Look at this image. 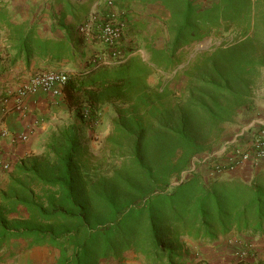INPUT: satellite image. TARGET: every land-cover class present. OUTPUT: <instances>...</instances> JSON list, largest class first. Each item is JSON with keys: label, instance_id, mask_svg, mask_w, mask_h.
Wrapping results in <instances>:
<instances>
[{"label": "trees", "instance_id": "1", "mask_svg": "<svg viewBox=\"0 0 264 264\" xmlns=\"http://www.w3.org/2000/svg\"><path fill=\"white\" fill-rule=\"evenodd\" d=\"M8 1L0 0V23L12 32L14 62L24 59L29 65L35 55L55 61L75 58L85 38L78 26L85 20L73 30L64 15L53 17L52 28L64 30V38H41L35 24L10 20ZM112 1L126 21L121 47L146 28L130 15L131 2L158 3L165 11L168 37L160 46L149 38L146 59L126 46L122 58L112 63L92 65L88 59L96 55L91 53L81 70L66 72L64 101L76 110L68 121L42 132L40 154L17 160L9 170L8 182L0 189V251L17 239L26 241L28 248H56L52 264H101L121 260L128 251L147 264H185L188 240L212 247L231 234L261 236L264 172L249 180H206L196 164L191 169L202 154L206 159L201 162L208 165L220 158L207 154L210 140L235 122L239 109L250 105L264 68L261 0ZM231 29L242 36L187 61L179 90L162 76L156 85L150 84L149 77L158 69L171 71L185 61L184 46L213 30ZM102 44L105 52L115 46ZM81 93L86 98L78 101ZM104 105L114 113L105 137L112 160L106 172L99 163H90L88 143L82 138L95 129ZM248 256L256 254L249 251ZM235 264L263 261L242 258Z\"/></svg>", "mask_w": 264, "mask_h": 264}, {"label": "crops", "instance_id": "2", "mask_svg": "<svg viewBox=\"0 0 264 264\" xmlns=\"http://www.w3.org/2000/svg\"><path fill=\"white\" fill-rule=\"evenodd\" d=\"M105 1L9 0L6 7L12 22L26 26L35 24L41 38L60 41L65 34L64 30L59 27L52 28V25L56 23V19L64 15V23L74 30L79 23L87 19L86 17L91 11L96 10L102 13L105 10ZM116 7L121 10L120 7ZM158 8L154 3L131 2L128 10L131 11L130 15L133 18L141 21L142 17L147 14L148 9L153 10L152 13L149 12L153 15ZM11 33V30L6 25L0 23V189L6 186L8 172L13 164L17 160L29 157L37 152L41 134L49 127L48 119L56 116V111H58L60 106L66 107L65 103L59 104L60 102L55 100L50 93L42 90L20 96L18 94L19 87L26 83L33 73L39 71L57 70L66 72L65 70H71V73H77L82 69L83 60L88 57L90 52L101 51L104 48V45L98 40L83 38L78 46L77 55L73 59L67 57L61 61H55L50 57L35 55L29 65H27L24 59L13 61L15 44ZM74 35L76 36V33ZM63 64L64 66L62 67L61 65ZM66 65L70 67L67 68ZM258 125L249 127L245 130V134H241V136L247 137L249 132H252ZM20 134L25 135L26 138H19L18 135ZM3 162H8L9 167L4 168ZM239 165L250 166V163L244 161ZM252 176L253 173L247 180ZM235 178L245 179L242 176ZM229 236L236 238L233 234ZM247 238L259 240L257 238L260 237L249 236ZM260 239L264 240V234L261 235ZM187 242L193 243L190 240ZM35 247L28 248V243L24 240H11L0 251V264H23L25 259H28L35 251ZM261 247L257 248L258 251L263 252L262 255L260 253L257 255L259 258L264 257V249ZM132 254V251H128L121 260L111 258L107 259L105 264H136V261L132 259ZM16 257L17 260L15 259ZM186 257L187 262L185 264H192L191 253ZM138 263L140 264V261Z\"/></svg>", "mask_w": 264, "mask_h": 264}, {"label": "rangeland", "instance_id": "3", "mask_svg": "<svg viewBox=\"0 0 264 264\" xmlns=\"http://www.w3.org/2000/svg\"><path fill=\"white\" fill-rule=\"evenodd\" d=\"M262 5L264 6V0H261ZM158 10H156L155 14L151 15L153 10L148 9L145 17H142L141 24H146V28L144 32L137 35L132 36V44L131 46L124 42L125 47H121L122 52L128 47H134L135 52L141 54V56L146 59L147 53L144 49L145 43L149 40V38L153 39L155 44L163 45L165 40L168 37L167 30L163 24V19L165 16V11L158 4ZM153 9V8H152ZM145 12V10H143ZM151 12V13H149ZM152 16V17H151ZM242 35L238 29H231L230 31L220 33L216 30H213L210 34L205 36L202 40L194 41L191 44L184 46L185 52V61H182L176 69L171 71H161L158 69L159 73L152 74L149 77V82L151 85H156L158 80L161 78L167 81L171 88L179 90L185 82V77L182 75V68L187 64V61L193 59L196 54L202 53L206 50H212L216 46L222 45L227 46L231 45L235 41H237ZM121 52V53H122ZM95 53L96 56L107 57V52L101 50ZM65 64V63H64ZM61 65L62 67L64 66ZM66 67H70L66 65ZM67 73H71V70H65ZM78 71V69H77ZM75 73V72H74ZM82 94V93H81ZM86 98L85 94L79 96L78 101L84 100ZM61 103H65L66 107L60 106L58 111H56V116L54 118L48 119V126H57L61 125L63 122L68 121L74 114L76 110L75 105L71 104L69 101L65 102L61 99H55ZM101 111V118L94 121V130H89L82 135V138L85 142L88 143L89 153L88 157L90 159V163L95 164L99 163L100 170L106 172L112 160H110L108 153L109 150L105 144V137L107 136L110 126H111V118L114 113L112 107L109 105H104ZM264 68L261 70V74L259 77V82L253 89L252 100L248 108H241L238 110L236 115L235 122L232 124L224 125L222 134L215 139L210 140V150L207 154H217L220 157L221 150L223 146L235 138V136L239 137L241 134H245V130L249 127H255L260 122H264ZM40 149H37V154H40ZM206 158V154H202L199 157H196L192 163L191 169L195 167L196 171L199 172L202 177L206 180L210 179H222V178H235L238 176H242L247 180L249 176L253 173V175L264 172V159L257 162V164H251L250 166H242L236 165L233 168L225 169L221 172H213V174H209L212 168V165H208L207 163H203L201 161ZM248 162V161H247ZM242 163V162H241ZM240 163V164H241ZM101 164V165H100ZM186 177L189 174L186 172L183 173ZM25 210L21 209L19 214L24 215ZM234 236H226L221 239L215 246L210 247V245L205 244L203 242H187L186 245L189 246V253L192 255V264H235L240 259L244 258L247 261L253 262L260 259L264 264V257H257L260 253L262 255V251H258L257 248L262 246L264 249V240L257 238L259 240L248 239L247 237L239 238V235ZM35 247V246H34ZM45 249V250H43ZM249 251L254 252L256 254L255 257H249ZM132 259L137 262L140 261V264H147L145 259L132 252ZM20 254V253H19ZM57 254V255H55ZM58 256V250L50 245H43V247H35V251L30 255L28 259H25L23 264H52ZM200 256L202 257L200 259ZM255 258V260H253ZM17 260V257L15 258ZM252 259V260H251ZM106 260H102L101 264H105ZM139 264V263H138Z\"/></svg>", "mask_w": 264, "mask_h": 264}, {"label": "built area", "instance_id": "4", "mask_svg": "<svg viewBox=\"0 0 264 264\" xmlns=\"http://www.w3.org/2000/svg\"><path fill=\"white\" fill-rule=\"evenodd\" d=\"M104 9L106 13L102 21H100V15L103 13L95 10L91 11L87 19L78 26V33L83 34L85 38L98 40L107 45H115L107 51V57L96 56L95 58H89L88 60L92 65H96L97 62L112 63L115 57L119 59L124 55L121 49V43L126 28V21L119 17L120 11L113 4L112 0L105 1ZM66 80L67 73L64 71L51 70L35 72L26 83H23L19 87L18 94L25 96L28 93L42 90L50 93L54 99L64 100L66 94L63 89ZM83 114L84 116L88 115L87 106L84 107ZM240 136H235V138L223 146L219 154L220 158L212 165L209 174L233 168L244 161L255 165L264 159V122H260L257 128L249 132L247 137L240 138ZM18 137L21 139L26 138L25 135L21 134ZM2 165L4 168L9 167L8 162H3Z\"/></svg>", "mask_w": 264, "mask_h": 264}]
</instances>
